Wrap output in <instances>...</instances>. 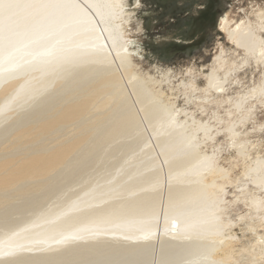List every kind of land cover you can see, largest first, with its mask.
<instances>
[{"label": "bare ground", "instance_id": "bare-ground-1", "mask_svg": "<svg viewBox=\"0 0 264 264\" xmlns=\"http://www.w3.org/2000/svg\"><path fill=\"white\" fill-rule=\"evenodd\" d=\"M129 6L0 0V264H264V157L239 138L251 100L264 107V7L219 21L233 50L195 99L216 119L238 113L218 130L170 102L191 101L194 78L138 72ZM249 67L259 86L229 97ZM236 229L259 241L241 245Z\"/></svg>", "mask_w": 264, "mask_h": 264}, {"label": "rangeland", "instance_id": "rangeland-1", "mask_svg": "<svg viewBox=\"0 0 264 264\" xmlns=\"http://www.w3.org/2000/svg\"><path fill=\"white\" fill-rule=\"evenodd\" d=\"M255 4L264 7V0H130L128 10L132 13V19L127 29L128 35L135 41L136 51L133 50L132 55L138 72L142 76H156L160 80V73L168 71L175 86L194 78L198 91L190 94L191 101L180 94L170 102H174L177 109L188 111L197 120L210 121L218 130H224L227 122L239 119L238 113L234 111L232 116H228L224 109H220L218 113L221 118L216 119L214 101L211 104L206 103V108L202 109L195 99L204 97L208 83L207 75L211 73L213 59L220 53L221 47L226 51V56L233 50L219 31L220 19L226 14H232L234 19L243 17V14H239L240 10H245L250 16L255 9L250 7ZM261 78L262 70L251 67L245 73L232 76L227 87L228 96L237 98L245 91L258 87ZM168 95L170 97L169 92ZM251 101L255 106L254 115L245 128L240 127L242 135L239 138L240 141H248L255 146L253 158H256L257 153L264 157V129L261 128L264 124V107L260 106L255 98ZM184 119L182 117V120ZM219 140L223 150L227 149L228 137L221 136ZM121 156L122 154H118L112 162ZM223 156L225 159L230 157L228 152H224ZM241 164L232 168V177L242 175L244 166ZM223 166L230 168V161H223ZM100 169L94 168L88 175L97 174ZM78 189L75 187L70 194ZM230 191L229 200H235L237 192L235 189ZM249 207H241V210L234 212L241 215L250 214L252 211ZM235 231L241 238V245H251L259 241V237L254 233L248 235L239 229ZM257 233L263 237L261 243L264 241V230L260 228Z\"/></svg>", "mask_w": 264, "mask_h": 264}]
</instances>
